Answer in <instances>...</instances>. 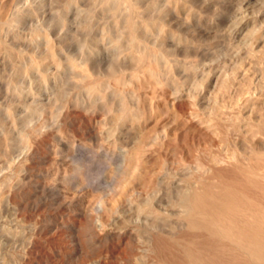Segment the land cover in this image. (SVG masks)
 <instances>
[{
    "label": "rangeland",
    "instance_id": "rangeland-1",
    "mask_svg": "<svg viewBox=\"0 0 264 264\" xmlns=\"http://www.w3.org/2000/svg\"><path fill=\"white\" fill-rule=\"evenodd\" d=\"M131 2L136 50L124 5L0 0V264H165L180 192L264 147V0Z\"/></svg>",
    "mask_w": 264,
    "mask_h": 264
},
{
    "label": "bare ground",
    "instance_id": "bare-ground-1",
    "mask_svg": "<svg viewBox=\"0 0 264 264\" xmlns=\"http://www.w3.org/2000/svg\"><path fill=\"white\" fill-rule=\"evenodd\" d=\"M105 1L115 9L127 7L130 14L127 32L134 50L141 44L138 24L131 19L137 13L134 2ZM155 24L149 22L147 26L153 28ZM163 54L157 47L145 56L133 52L130 58L137 65L149 59L154 76ZM129 116L125 115L126 119ZM259 130L264 134V121ZM243 157L221 189L196 188L189 183L180 192L179 204L183 211L180 217L188 234L180 238L171 228L172 231L164 230L157 236L155 242L165 264H264V147H254Z\"/></svg>",
    "mask_w": 264,
    "mask_h": 264
}]
</instances>
